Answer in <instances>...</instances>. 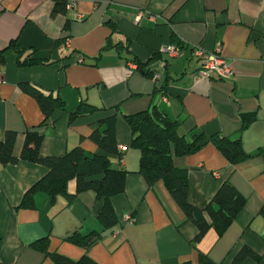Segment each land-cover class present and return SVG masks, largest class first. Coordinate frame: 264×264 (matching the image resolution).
<instances>
[{
    "label": "crops",
    "instance_id": "1",
    "mask_svg": "<svg viewBox=\"0 0 264 264\" xmlns=\"http://www.w3.org/2000/svg\"><path fill=\"white\" fill-rule=\"evenodd\" d=\"M75 1L73 9L52 16V0H0V50L15 40L26 50L23 56L42 62L18 65L15 51L3 52L0 139L7 130L16 132L18 155L26 131L35 129L42 135L41 155L62 156L76 146L93 154L99 148L90 132L100 119L116 113L122 158L110 155V165L126 172L124 191L111 197L118 223L103 231L101 202L91 189L77 192L73 179L67 184L69 198L52 199L39 190L31 205L22 207L24 194L47 169L23 160L0 163V264H53L32 246L41 239L50 252L74 261L86 255L96 264H201V255L231 264L242 247L259 259L246 257L240 264H264V216L259 213L264 207V0ZM108 21L116 25L114 33ZM62 38L68 45L56 44ZM108 38L111 45L125 47L102 50ZM174 41L179 43L177 55L162 50ZM218 45L232 65V78L197 76L200 62L193 48L214 51ZM78 54L82 63L76 62ZM126 60L136 61L129 75ZM138 63L147 64L139 69ZM154 73L160 77L156 82ZM21 82L59 96L66 111L56 110L43 121L38 103ZM156 85L165 86V93ZM81 103L96 109L69 121L67 112ZM152 107L177 120L182 134L198 129L207 135H239L244 152L252 154L232 165L207 142L173 158L188 178L187 199L194 206L205 207L225 179L245 198L221 235L210 228L194 242L195 226L163 183L148 186L137 173L140 152L130 147L123 115ZM249 113L254 118L241 128V116ZM127 214L132 222L124 220ZM91 232L100 237L87 250L67 240Z\"/></svg>",
    "mask_w": 264,
    "mask_h": 264
},
{
    "label": "trees",
    "instance_id": "2",
    "mask_svg": "<svg viewBox=\"0 0 264 264\" xmlns=\"http://www.w3.org/2000/svg\"><path fill=\"white\" fill-rule=\"evenodd\" d=\"M52 1L51 15L65 14L67 0ZM107 24L111 32L114 33L116 25L110 21ZM65 39H58L56 44L63 43ZM174 42L179 47V43ZM109 47L121 51L125 46L120 42L111 45L108 38L102 50ZM7 49L16 52L18 65L42 63L39 60L23 56L26 50L24 51L15 40H12L5 49L0 50V59ZM153 58L152 56L151 59L153 60ZM146 64L138 63L137 67L143 69ZM20 87L34 97L44 115L43 121L49 119L56 110L66 111V104L59 96L45 93L39 87L27 82H21ZM164 87L156 85L155 89L165 93ZM95 109L89 104L81 103L74 111L67 112L69 121L81 114L93 112ZM115 109L117 108L115 107ZM116 118L117 114L114 113L100 119L90 132L89 139L99 148V151L93 154H88L81 147L76 146L62 156L41 155L42 135L33 129L26 131L22 149L16 155L14 148L17 134L7 130L3 138L0 139V163L2 165L15 164L23 160L40 164L47 169L46 174L26 191L20 205L22 207L31 205L34 193L39 190L45 191L52 199L57 195L69 198L67 184L73 179L77 192L91 189L95 192L96 199L101 202L98 219L102 224L103 231L115 226L118 223V218L112 206L111 197L124 191L126 177L125 171L113 169L110 165V155L115 154L119 159L122 158V151L118 149L116 141ZM253 118V113L243 114L241 128H245ZM123 119L131 132L130 147L140 152L137 173L144 178L148 186H152L158 181L163 183L186 219L195 226L194 242L200 240L210 228L221 235L245 205V198L228 179H225L205 207L194 206L187 199L188 178L181 169L174 166L173 158L193 153L205 143L211 142L230 164L236 165L252 156V154L244 152L239 135L235 137L222 136L218 133L207 135L198 129H192L190 132L182 134L179 132L177 120L171 119L155 107L123 115ZM259 213L264 216V207L260 209ZM99 237L100 233L91 232L87 235L73 234L67 240L87 250ZM32 246L49 257L53 264H96L86 255L74 261L56 252H50L47 249L46 239L37 240L32 243ZM246 257L259 259V256L250 248L242 247L231 264H240ZM200 263L217 264L205 255L200 256Z\"/></svg>",
    "mask_w": 264,
    "mask_h": 264
},
{
    "label": "built area",
    "instance_id": "3",
    "mask_svg": "<svg viewBox=\"0 0 264 264\" xmlns=\"http://www.w3.org/2000/svg\"><path fill=\"white\" fill-rule=\"evenodd\" d=\"M76 5L75 0H68L66 4V9L70 10L73 9ZM76 16L79 17L77 14ZM136 19H140V14L136 16ZM64 45H68V39L64 40ZM163 51L169 53L170 55H177L180 50L179 47L176 45H169L162 49ZM193 56L196 57L199 62L200 66L197 72V76L203 77V78H216V79H231L233 76V68L231 63L224 58L220 54V46H216L214 51H206L202 49L201 47H194L193 48ZM76 62L82 63L83 62V56L77 55L76 56ZM127 75L135 68V62L128 60L125 62ZM159 74L154 73L152 74V79L156 82L159 80ZM4 81V75L2 72H0V84ZM119 150H122L123 148L120 146L118 147ZM214 175H217V173H214ZM124 220L126 222H132V217L130 214H127L124 217Z\"/></svg>",
    "mask_w": 264,
    "mask_h": 264
}]
</instances>
